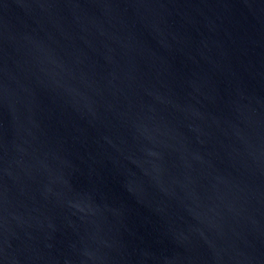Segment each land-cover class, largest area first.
Segmentation results:
<instances>
[{
	"label": "water",
	"instance_id": "obj_1",
	"mask_svg": "<svg viewBox=\"0 0 264 264\" xmlns=\"http://www.w3.org/2000/svg\"><path fill=\"white\" fill-rule=\"evenodd\" d=\"M0 264H264V0H0Z\"/></svg>",
	"mask_w": 264,
	"mask_h": 264
}]
</instances>
